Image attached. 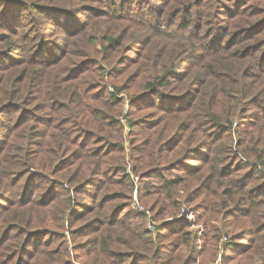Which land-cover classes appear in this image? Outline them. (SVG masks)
<instances>
[{
  "label": "trees",
  "instance_id": "obj_1",
  "mask_svg": "<svg viewBox=\"0 0 264 264\" xmlns=\"http://www.w3.org/2000/svg\"><path fill=\"white\" fill-rule=\"evenodd\" d=\"M218 260L264 264V0H0V264Z\"/></svg>",
  "mask_w": 264,
  "mask_h": 264
},
{
  "label": "rangeland",
  "instance_id": "obj_2",
  "mask_svg": "<svg viewBox=\"0 0 264 264\" xmlns=\"http://www.w3.org/2000/svg\"><path fill=\"white\" fill-rule=\"evenodd\" d=\"M128 171L131 172L130 169H128ZM136 182H138V178H136ZM135 195H136V196H135V198H134V203H133L134 207H135V206H139V208H144V206H142V205L139 204L140 202H139V200H138V198H137V195H138V194L136 193ZM188 217H189V219L192 221V223H194V221H195V214H194V212H188ZM149 227H150L151 229H153L155 226H154V224H150ZM190 228H193L194 230H198V233H199V232H203V230H202V229L199 230V227L196 226V225H191Z\"/></svg>",
  "mask_w": 264,
  "mask_h": 264
},
{
  "label": "built area",
  "instance_id": "obj_3",
  "mask_svg": "<svg viewBox=\"0 0 264 264\" xmlns=\"http://www.w3.org/2000/svg\"><path fill=\"white\" fill-rule=\"evenodd\" d=\"M140 209H143V208H140ZM215 264H221L220 260H218Z\"/></svg>",
  "mask_w": 264,
  "mask_h": 264
}]
</instances>
